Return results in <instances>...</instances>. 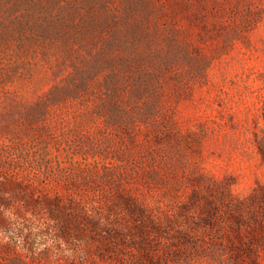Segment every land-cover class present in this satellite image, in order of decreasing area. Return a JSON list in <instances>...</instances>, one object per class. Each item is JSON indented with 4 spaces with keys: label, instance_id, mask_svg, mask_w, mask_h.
I'll list each match as a JSON object with an SVG mask.
<instances>
[{
    "label": "rangeland",
    "instance_id": "1",
    "mask_svg": "<svg viewBox=\"0 0 264 264\" xmlns=\"http://www.w3.org/2000/svg\"><path fill=\"white\" fill-rule=\"evenodd\" d=\"M0 264H264V0H0Z\"/></svg>",
    "mask_w": 264,
    "mask_h": 264
}]
</instances>
